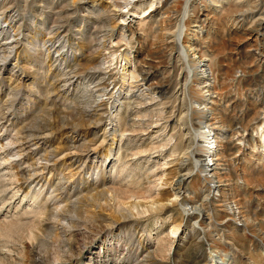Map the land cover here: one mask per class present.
<instances>
[{"label":"rangeland","instance_id":"rangeland-1","mask_svg":"<svg viewBox=\"0 0 264 264\" xmlns=\"http://www.w3.org/2000/svg\"><path fill=\"white\" fill-rule=\"evenodd\" d=\"M111 1L0 0V264H264V0H189L188 28L183 2L122 25ZM190 31L209 78L190 77ZM205 90L218 189L184 153Z\"/></svg>","mask_w":264,"mask_h":264},{"label":"bare ground","instance_id":"bare-ground-1","mask_svg":"<svg viewBox=\"0 0 264 264\" xmlns=\"http://www.w3.org/2000/svg\"><path fill=\"white\" fill-rule=\"evenodd\" d=\"M111 2H113V1H111ZM170 2L172 3L171 8L177 6L178 3H182L183 2V4H184L183 5V17L181 18V22H182V25L184 27L188 28L189 25H190L188 23H191V25L194 24L195 20H191L190 21V19H189L190 18L189 9L192 6V3H190V4L188 3V2H190L189 0H171ZM153 4H154V0H124L123 4L117 9V12H118L117 14H119V16L121 17L120 18L121 22H122L121 24L122 25L126 24V20H128L126 18L127 15L129 17H132V19H134V18H138V16H140L139 14H142V16L140 17V21H141V18L146 14V11H145L146 9H144V8L152 7ZM144 5H146V7L141 9V7L144 6ZM257 14H258V16L251 22V25H249V29H252V30L255 29V28L260 29V28H262L264 26V11L258 12ZM186 22H188V23H186ZM200 27H202V26H200ZM122 28H124V26H122ZM201 32H202V28L199 30V33H201ZM193 33H194L193 31H190L189 33H184V34L180 33V34H182L181 36H178V37L175 36V37H176V40L179 42V45L181 46V48H182V50L184 52V57H185V59H186V61L188 63V69L190 70L191 79L193 80L194 78H209L211 76V74H212V71H211V68H210L209 64L207 63V60H208L207 57H200L197 54V52H198L197 49L194 46L193 47L191 46V44L193 43V41H192L193 39H191V36L195 35ZM3 42H7V41H3ZM125 72H126L125 75L122 77L124 81L131 80L130 84L133 83V82H137L138 79H136L137 75L135 73L134 68H131V69L125 71ZM211 78H210V80H211ZM145 81L147 82V78H145ZM141 84H143V83H141ZM205 84H207V83H205ZM198 91H199V89H198ZM201 96L203 98V102L200 103L197 106V108L195 107L196 105L194 106L196 109L195 108L193 109L194 110L193 114L196 116V118L200 119L204 123L203 124L204 128L206 127L207 129L201 131L200 133L198 132L195 135V138H196V136L197 137L199 136L203 140H198L197 139V141L195 143L194 137L191 138V144L187 145V148H186V149L190 148V150L185 151L186 150L185 149L184 153H188L190 155V157L193 159L195 169H196L197 172L201 173L202 179L205 180L209 184V186L211 188H215L216 187L218 189L221 182L219 183L220 179L218 178L217 171H218V169L220 167V164H221L220 162L222 160L220 162H216V157L214 158L213 156H214V154H216L217 151L219 152V150H222L225 147L226 142H222L221 134L217 133L215 128H212V127H210V125H207L208 123L205 124L207 118L212 113V111H213L212 108L214 106V104L211 101H209L210 98H211V93L207 92L205 90L204 92L201 93ZM121 99H124V98H122L120 96V93L116 94L115 102L117 103L120 100V102L122 103L124 100H121ZM117 107H118V105L116 106V108ZM113 119H114V116H113ZM114 121H115V123L113 124L114 125V130H116V127L120 123L122 124L123 120L121 122L119 119H114ZM199 124H202V123H199ZM184 134H186V133H184ZM207 135H211L212 139H206ZM204 143H206L207 146ZM204 145L206 147H211V148L214 147L215 149H214V151L212 153H209V151L207 150V148H205ZM173 147L174 148L177 147V144H174ZM195 147H198V149L201 151L200 154L197 155L195 153ZM172 151H174V150L172 149ZM72 154H75V152L72 151ZM218 155L219 154H217V157H218ZM222 166H224V165H222ZM121 171L124 172L125 170L121 168ZM186 173H188V172H185V173L181 174L180 176L183 177V175L186 174ZM211 184H212V186H211ZM160 185H162V184L155 183V186H153V188L154 187L158 188V186H160ZM212 191L213 190H211V192H209V194H211ZM177 198H178L177 195H174L172 197H168L167 196L166 199H160V198L158 199L156 197V198H152L147 203L136 204L134 207H137V206L141 205L142 206L141 210L139 211L137 209V211L140 212V213L141 212L144 213V212L149 211V210H151V209H153L155 207H163L165 205H174V203L177 202ZM234 203H236V202H234ZM184 205H185L187 211H193L194 207L192 205H188L186 203ZM233 205H235V204H233ZM228 207H230V209H232V210H237V205H235V207H233L232 205H230ZM199 209H200V207H199ZM201 211H200V213H201ZM237 216H238V214H237ZM242 221L244 223L246 222V220H244V219H242ZM177 231H178V225L177 224L176 225H171L168 234L175 235L177 233ZM212 261H214V264H235V258L232 255H229V254H226V253H222V255L221 254L220 255H218V254L214 255L212 257Z\"/></svg>","mask_w":264,"mask_h":264}]
</instances>
